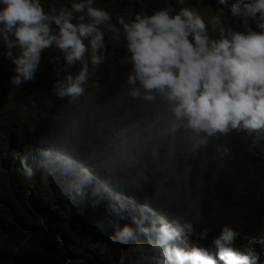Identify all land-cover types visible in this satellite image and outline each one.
<instances>
[{"label": "clouds", "instance_id": "1", "mask_svg": "<svg viewBox=\"0 0 264 264\" xmlns=\"http://www.w3.org/2000/svg\"><path fill=\"white\" fill-rule=\"evenodd\" d=\"M177 2L178 9L169 4L131 20L118 17L114 23L112 14L96 6V0H72L70 7L59 9L53 3L47 11L41 0H0V43L15 65L10 77L14 87L34 80L42 53L55 49L67 68L79 65L77 72H66L64 80L54 84L56 96H82L106 60L109 41L126 49L121 59L131 66L126 95L137 102V115L124 114L130 123L114 145L112 163L122 173L115 186L133 193L149 181V165L171 174L178 158H191L230 133H244L257 146L264 143V0H216L241 21L243 30L225 25L221 14L208 21L184 0ZM216 151L228 156L232 150L225 143ZM19 156L28 160H21V165L13 160ZM43 158L47 163L24 154L8 161L23 169L28 180L44 170L67 178L70 190L73 175L94 179L92 172L59 167L55 159ZM77 182L80 192L68 193L69 206L80 207L77 200L70 201L79 194L81 200L88 197L89 205L98 206L100 216L110 221L114 243H135V264H264L263 222L249 224L241 232L224 225L210 247L191 244L196 225L203 221L199 201L191 211L174 210L175 201L166 198L161 185L141 205L118 196L113 184L104 194L96 181L95 185ZM110 203L132 216L135 230L127 225L117 233L112 229V218L102 210ZM263 205L262 199L258 202L262 215ZM209 232L203 228L196 239H208ZM186 243L192 246L186 248Z\"/></svg>", "mask_w": 264, "mask_h": 264}, {"label": "trees", "instance_id": "2", "mask_svg": "<svg viewBox=\"0 0 264 264\" xmlns=\"http://www.w3.org/2000/svg\"><path fill=\"white\" fill-rule=\"evenodd\" d=\"M41 2L47 11L53 3L58 9L70 7L72 0ZM168 4V0H96V6L112 14L114 23L121 17H117L118 13H124L122 17L127 21L138 13L150 15ZM105 40H108L107 35ZM5 52V46L0 43V264H120L119 259L123 264H135L138 259L135 243L130 246L110 239L114 236L108 230L110 221L100 216L98 206L89 205L88 197L81 200L79 194L70 201L77 200L80 207L69 206L67 178L64 180L44 170L34 173L31 180L25 179L24 170L8 161L18 154L47 163L45 155L55 159L59 167L65 164L74 171L92 172L104 194L113 184L118 196L141 205L146 197L151 199L161 185L162 190H167L166 198L173 199L168 185L183 194V188L190 184H198L200 189L213 185V178L223 181L221 198H234L236 191L238 198L246 193L242 178L235 183H225L227 176L236 172L231 163L237 150L232 135L213 141L209 149L196 154L204 170L199 181L194 179L191 158H178L182 164L176 160L177 173L169 180L165 181V172L149 165V181L142 191L133 193L115 186L122 173L112 163L114 145L130 123L124 119V114L137 115V102L130 101L126 95V78L131 66L121 63L126 55L123 46L116 47L109 41L106 60L84 86V94L63 99L56 96L53 86L58 80H64L66 72H77L79 65L67 68L62 53L45 50L34 80L14 87L10 77L15 75V65ZM225 143L231 148V154L220 156L216 147ZM200 157H205L206 163L200 162ZM257 178L253 174L248 184H255ZM239 188L243 190L240 193ZM89 192L86 188V196ZM137 194L139 201L133 197ZM211 204L214 206L212 200ZM176 205L175 202L174 210H179ZM256 205L251 199L246 207ZM228 226L237 232L243 231L241 224ZM198 234L196 229L188 242L210 247L214 233L206 240H197ZM139 240L143 241L144 237ZM104 248L107 250H102Z\"/></svg>", "mask_w": 264, "mask_h": 264}, {"label": "rangeland", "instance_id": "3", "mask_svg": "<svg viewBox=\"0 0 264 264\" xmlns=\"http://www.w3.org/2000/svg\"><path fill=\"white\" fill-rule=\"evenodd\" d=\"M169 4L176 7L177 9L181 6L177 0H168ZM184 3L187 6L193 7L195 10L199 11L202 16L208 21L212 15L221 14L224 24L236 28L238 30H243L241 21L237 18H233L230 15V12L227 8H222L216 0H184ZM168 4V5H169ZM118 16H125L124 13H118ZM210 33H211V25ZM214 35V33H212ZM58 53H54V56H57ZM235 140L233 141L234 147L237 149L234 153L233 163L235 166L236 172L234 174L227 176L228 182L225 183H235L238 179L242 178L243 183L246 185V193L243 197H237V191L235 192L234 198H221L222 189H220L223 181L213 178L212 184L208 186H203V189L198 188V184H190L183 188V194L178 190H175L174 187L168 185V189L173 195L174 201L177 203L176 209L179 210H188L191 211L197 206L199 201V208L201 210V215L203 221L200 224L196 225L197 232L203 230L202 227H208L213 231L214 235H217L221 227L224 225L239 226L241 224L242 229L249 227L250 225H261L264 223V215H262V208L258 207V202L264 200V143L260 146H257L252 143L250 137L246 136L244 133H230ZM209 149V147H207ZM28 160L25 156H19L16 159H13L21 164V160ZM192 163V172L195 173V180L199 181L198 178L204 173L203 166L197 162V157H191ZM200 162L206 163L205 157L199 158ZM181 163V161L178 159ZM182 164V163H181ZM22 165V164H21ZM178 165L174 166V171L170 174L165 172L164 179L169 180L174 177L177 173ZM187 167L185 166V171L187 172ZM253 174L258 176L255 184H248L252 179ZM232 176V177H231ZM72 189L70 190V195L74 196L80 192V186L75 184L82 183L84 181L89 182L92 185H95L94 179H90L84 175H73ZM239 193L243 190L238 189ZM96 198V195L94 196ZM136 201L139 195H133ZM251 199H254L257 205L255 207H246L247 203L251 202ZM211 200L214 203V206L211 204ZM102 210L110 215L112 218L111 226L112 229L117 233L119 229L125 225L132 227L134 230L136 225L132 222V216H127L126 214H121L117 209L114 208L113 204L110 203L109 207L102 206ZM136 215V214H135ZM134 215V216H135ZM208 218V220H207ZM213 233H210L208 237L212 236ZM139 235V233H137ZM213 235V237H214ZM132 245L133 241L129 240V243ZM207 244V243H206ZM192 245L185 244L186 248H190ZM122 260V259H120ZM127 264H130L128 262Z\"/></svg>", "mask_w": 264, "mask_h": 264}]
</instances>
